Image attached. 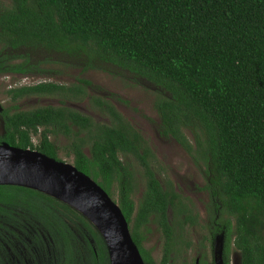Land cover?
Segmentation results:
<instances>
[{
	"label": "trees",
	"instance_id": "trees-1",
	"mask_svg": "<svg viewBox=\"0 0 264 264\" xmlns=\"http://www.w3.org/2000/svg\"><path fill=\"white\" fill-rule=\"evenodd\" d=\"M54 64L84 71L117 66L153 85L163 135L204 165L211 221L227 239L226 256L234 245L240 264H264V0H0V77L50 78ZM0 84L8 101H0V144L63 160L50 137L64 134L69 143L62 148L78 170L113 199L119 192L145 262L169 264L168 251L152 262L140 229L158 224L166 247L175 245L167 219L178 193L163 188L140 132L109 100L89 96L88 79ZM35 96L89 97L108 121L99 123L65 100L23 109L22 100ZM121 155L143 167L146 186L136 214L137 172ZM68 219L94 239V245L88 239L90 264H110L104 238L83 214L38 190L0 185V264H8L7 250L17 241L28 244L24 235L32 238L36 230L42 238L41 229L54 238L57 260L82 264ZM187 219L196 223L191 214Z\"/></svg>",
	"mask_w": 264,
	"mask_h": 264
},
{
	"label": "rangeland",
	"instance_id": "rangeland-1",
	"mask_svg": "<svg viewBox=\"0 0 264 264\" xmlns=\"http://www.w3.org/2000/svg\"><path fill=\"white\" fill-rule=\"evenodd\" d=\"M49 69L54 72L50 78H37L34 76L20 77L17 75L8 77L5 75L0 77V83L8 85L7 88H10L11 85L18 86L28 83L32 84L43 79L48 81L51 80L60 84H70L78 78L90 80L91 85L87 88L89 96H101L105 99L107 98V100H109L116 107L124 118L132 123V125L140 132L144 140L148 143L154 154V157L151 158L150 161L158 172L159 177L164 182L165 189H169V187L171 188L173 185L176 191L177 189L180 190V192H177L184 196V200L186 202L192 204L197 211L198 209H202L206 203V196L203 191L206 182L204 165L196 164V161H193L192 156L188 154L176 140L163 135L161 131L162 124L159 121L161 117L154 106L156 93L153 85L149 84L145 80L140 81V79L133 74L117 66H114L111 69H107L106 67V71H102L101 69H90L84 71L80 67L70 68L61 64H54L51 65ZM1 89L2 87H0V90ZM1 95L2 94H0L1 104L5 106L8 104V101L6 99L4 100ZM60 98L54 96H35L22 100L23 102L21 103L23 109H32L44 105L60 106L61 101L65 100V103L82 113L92 116L96 121L98 120L95 114L99 113L103 117L102 121H98L99 123L108 121V118L102 114L98 108L94 107L95 104L91 102L89 97L83 100H69L65 97ZM3 131V120L0 116V134L3 133ZM186 135L189 139L192 138L189 131H187ZM50 139L58 147L60 157L63 160L74 163V155H68L62 148L69 143V138L64 134H60L57 135V137H54L53 135ZM39 140L40 134L33 136L34 143L37 144ZM192 142L193 139H191V143ZM121 160L123 162L131 163L137 172V189L133 194V199L136 202L137 213L141 200L140 196L146 186L143 167L138 160L131 156L121 155ZM117 198L118 196L116 194L115 199L117 200ZM201 218L204 221L203 226L207 227V214H205L204 217L201 216ZM67 222L70 224L77 236L75 252L78 260H80L79 262H82V264H90L91 247L88 238L83 232H81L82 225L78 224L76 221L72 222L70 219H68ZM130 226L132 232L133 223H131ZM12 228L14 227H11V229ZM148 228L151 229L150 232L148 231ZM140 230L143 232L144 237L146 235L145 240L142 241V246H144L147 251L152 253L154 261H159L162 254L163 234L160 231H155L152 223L143 226ZM206 232H208L207 236H209V230H205L204 232L203 230L198 231L199 236L195 237V239H197L196 241L201 240L202 235L206 234ZM209 241L211 243L213 242L211 239ZM7 251L9 254L10 250L8 249ZM192 256L193 259H195L194 254H192ZM237 257L239 258L238 251Z\"/></svg>",
	"mask_w": 264,
	"mask_h": 264
},
{
	"label": "water",
	"instance_id": "water-1",
	"mask_svg": "<svg viewBox=\"0 0 264 264\" xmlns=\"http://www.w3.org/2000/svg\"><path fill=\"white\" fill-rule=\"evenodd\" d=\"M0 185L38 190L83 214L104 238L110 264H146L118 201L74 163L3 142Z\"/></svg>",
	"mask_w": 264,
	"mask_h": 264
},
{
	"label": "flooded vegetation",
	"instance_id": "flooded-vegetation-1",
	"mask_svg": "<svg viewBox=\"0 0 264 264\" xmlns=\"http://www.w3.org/2000/svg\"><path fill=\"white\" fill-rule=\"evenodd\" d=\"M8 77H11V76L8 75ZM95 115L98 121H102L103 117L99 113ZM1 119L3 120V127H4V119L2 117ZM159 121L161 123V119ZM4 133H5V128H4L3 133H1L0 135H3ZM178 144L180 145V143ZM86 148H84L85 152L88 155H90V148L89 147L87 149ZM88 150H89V153H88ZM161 182H162L163 188H165L164 182L162 180ZM206 182H207V179H206ZM206 182H205V187L203 189V191L205 192V196H206V203L202 207L203 210L198 209V211L194 208L192 204L184 200V196L178 193L180 192V190L177 189L178 191L177 192L174 189L173 185L171 186V189L172 190L174 189L178 193V197L175 198L176 200L174 199L175 209L172 206H169L168 208V219L167 220L170 226L169 230L171 231L172 236H174L175 239H177V243L171 246L167 245L166 247V234L164 233L162 227L152 222L153 228L155 229V231H160L163 234L162 254H161V259L159 261L157 262L154 261L153 260L154 258H152V253L147 251L144 248V246H142L144 250L147 251L146 253L147 255L150 256V258L152 259V262H155V263L161 262L162 259L166 255V251H168V254L170 257L169 264H240L239 262L240 259L237 257V251L233 249L234 245H232L233 248L229 253L230 258L229 256H226L225 252L227 251L226 250L227 249V246H226L227 239L225 236L222 238V235L220 234V232H218L216 227L212 224L211 212H210L212 209L211 204H210L211 197H210L209 192L206 189ZM135 192L136 190L134 191V193ZM144 192H145V188L143 190V193H141L140 197H143ZM117 196H118L117 198V201H118L120 197L119 192L117 193ZM135 213H136V208H135ZM190 214L194 216L196 223L193 224L191 220L187 219V215H190ZM205 214H207L208 216L207 227L203 226L204 221L201 218V216L204 217ZM148 224L149 223H147L146 225ZM129 225L131 224L129 223ZM133 226H134V223H133ZM200 230H203V232L205 230H209L210 234L209 236H207L208 232H206V234L202 235L201 240L196 241L197 239H195V237L199 236L198 231ZM148 231H149V228H148ZM46 232L48 231H45L42 229L40 230L42 238L41 236L35 237V235H37L36 230H34V234L32 238L28 235H24V240L28 244H25L22 241L21 242L18 241V243L15 245L16 248L13 249L12 247H10L9 248L10 252L8 254V257H9L8 264H64L62 263V261L57 260L58 249H56L55 244L53 243L54 238L51 236L50 233H46ZM85 235H87V233ZM145 238H146V235H145ZM88 239L94 245V239H90V237H88ZM210 239L211 241H213L212 243L209 241ZM192 254H194L195 259H193ZM146 264H150V263L147 261Z\"/></svg>",
	"mask_w": 264,
	"mask_h": 264
},
{
	"label": "clouds",
	"instance_id": "clouds-1",
	"mask_svg": "<svg viewBox=\"0 0 264 264\" xmlns=\"http://www.w3.org/2000/svg\"><path fill=\"white\" fill-rule=\"evenodd\" d=\"M115 200V199H114Z\"/></svg>",
	"mask_w": 264,
	"mask_h": 264
}]
</instances>
